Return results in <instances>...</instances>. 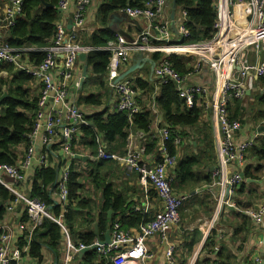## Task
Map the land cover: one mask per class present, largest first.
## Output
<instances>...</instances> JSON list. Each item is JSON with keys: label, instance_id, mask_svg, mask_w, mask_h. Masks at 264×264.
<instances>
[{"label": "built area", "instance_id": "1", "mask_svg": "<svg viewBox=\"0 0 264 264\" xmlns=\"http://www.w3.org/2000/svg\"><path fill=\"white\" fill-rule=\"evenodd\" d=\"M91 2L92 0H59L57 8L60 12L69 10L71 6L75 7L72 29L69 30L67 23L60 17L56 23L53 40L47 46L39 48L44 52L42 61L37 65H27L23 63V56L35 49L16 48L6 39L9 29L16 24L18 15L23 11L25 0H0V65L4 62L14 63L28 75L43 82L36 120L31 131L26 134L27 146L23 156L15 164L0 162V184L13 195L12 201L7 205L6 214L9 216L19 204L25 206L30 220L22 223L19 229L20 232L28 233V241L32 239L34 231L44 219L57 223L65 235L64 264H71L75 254L91 245H96L97 254L106 262L113 264L144 262L149 258L147 240L156 234L166 243L164 249L166 264H197L196 260L190 263L179 261L175 246L169 240L168 234L178 225L180 209L188 199L186 194H176L173 188L174 178L170 174V168L175 164L176 157L170 154L168 148V143L172 139L169 126L159 130L157 146L159 161L156 163L149 164L144 158V147L133 148L129 139L127 154L118 155L121 162H124L133 173L138 174L144 186L151 185L157 191L158 199L162 203V209L157 211L152 219L142 221L137 232L124 229L116 222L109 243H102L96 239L91 245L79 243L77 246L61 215L56 216L46 201L32 197L27 189H23L27 172L36 171L40 167L53 168L62 159L65 161L59 170L54 195L59 203L68 202L73 162L75 158L85 155L77 148L81 135L79 128L90 124L86 114L70 100L68 82L74 77L79 54L95 49L93 46H84L78 37L79 32L85 27V12ZM169 2L170 0H145L142 5H127L122 8V12L128 17L145 20L147 26L143 33L134 39L128 40L116 34L115 40L102 47L111 51L108 81L117 96L115 107L118 111L127 112L129 116L141 112L137 99L138 91L132 81L126 78L116 84H113V81L121 75L122 66L134 53L148 55L150 52H160L155 75L161 84L174 82L179 96L188 108L195 106L197 99H202L206 107H211L215 111L220 124L223 137L218 146L217 173L222 178L216 183L223 189L218 199L220 201L218 214L223 208H233L251 218L255 224L264 225V205L242 207L233 202L231 196L234 187L243 180V177L237 171L228 175L230 163L243 160L245 153L255 145V137L239 141L235 139V133L241 129V122L230 117L228 105L234 99L244 98L247 90L254 89L255 77L264 76V60L259 64H252L249 57L250 51L256 46L262 45L264 51V0H218V20L215 23L216 32L213 38L183 44L171 41L172 31L169 24L159 21ZM235 6L240 7V17L244 19L245 24L236 18L234 10H228V7ZM182 15L177 32L183 37H189L185 25L187 13L183 12ZM175 53L198 56L197 68L189 73L199 70L201 62L208 63L209 68L215 73L214 89L204 84L188 83L186 75L189 73L181 74L171 61ZM212 92L213 99L209 101L207 98ZM141 137L145 139L143 133ZM174 140L177 144L181 141L179 136ZM96 158L110 160L116 158V154L104 146H99ZM150 208L148 199L144 213ZM0 228L3 230L0 235V264H26L23 254L29 255V245L26 244L23 248L14 246L12 228L7 225H0Z\"/></svg>", "mask_w": 264, "mask_h": 264}, {"label": "crops", "instance_id": "2", "mask_svg": "<svg viewBox=\"0 0 264 264\" xmlns=\"http://www.w3.org/2000/svg\"><path fill=\"white\" fill-rule=\"evenodd\" d=\"M133 1H139L138 3H141L142 0ZM106 2H108V0H92L91 4L87 6L85 12L86 24L78 34L79 41L84 46H90L87 41H89L93 33L105 27L110 28V16L105 26L101 13L102 6ZM172 2L173 0H170L164 14L159 17V21H162L167 25L169 24L172 31L171 41L178 42L180 38L179 36H183L177 32L178 24L183 15L181 12H177L175 10V17L173 19L171 18ZM44 6L47 7L46 4H44ZM230 9L234 10L236 12V18L241 19L242 24H245L244 19L240 17V7H228V10ZM74 10L75 7L71 6L67 11H59L61 13V20H64L67 23L69 30L72 29V27L69 28V25L71 22L73 23ZM115 12L123 14L122 8ZM23 17H25L24 7L22 13L18 15L16 19V24L9 29L8 37H6L8 42L11 37L12 29L17 25L18 20ZM59 20L60 19H58V21ZM173 22L175 23V29L177 31H174V28L172 27ZM146 26L147 22L145 20H135L130 17H128L127 20H121L117 25H115V27H119L133 39L140 36L146 29ZM28 38L29 35L24 38L15 36L14 39L22 41L23 43L14 47H33L35 49L34 52L41 51L39 48H42V46L30 44L26 45L25 42L28 41ZM53 38L54 36L49 39V42H51ZM98 49L102 48L95 47L92 51ZM32 52L33 51L29 53ZM90 52L91 51L81 53H87L88 58V54ZM29 53L23 56V63L27 65H37V61L33 60L29 56ZM156 53L160 52H150L145 56L146 58L153 59L157 63L161 55L156 60L153 58ZM139 54L140 53H134L131 56L129 61L122 66L121 74L125 73L135 63V60L140 57ZM175 55H178L184 60H190L191 67L193 69L197 68V55L188 53H175ZM249 57L252 64H259V62L263 61V46L254 47L250 51ZM2 65L4 67L11 65L13 71L1 68ZM81 66L82 61L78 56L74 77L68 82L69 98L76 106L83 110L86 115H91L96 112L102 113L107 110V112L104 113V118L106 119L108 115L114 111L113 107L117 101V96L112 85L107 84L108 74L102 76L96 75L93 73V67L88 64V78H85L82 82L83 71ZM22 72L24 71L19 69L14 63L4 62L0 65V91L2 92L0 97L6 94L0 102V115L5 111L2 103L9 96L8 90L11 86L15 88L18 80V73ZM186 76L188 83L204 84L211 87V89H214L215 73L209 68V64L206 62H201L199 70L194 73H189ZM137 78L149 81L151 85L155 86V93H147L144 91L137 92L141 112H149L153 116V124L149 132L134 128L133 126L130 128L123 155H125L128 151L129 139L132 142L133 148L142 149L144 147L145 160L148 161L149 164H154L159 161V153L157 149L160 138L159 130L164 127L161 126L164 121L163 113L157 109L154 101V95L160 90L161 82L155 75V69L152 73V64L146 60H144L139 67L126 77L127 80L132 81L135 87ZM258 78L259 77H255L254 79L255 87L253 90H247L244 98L234 101L228 105L230 111L229 115L234 117L233 119H237L241 122V129L235 133V139L239 141L255 137V147L252 149L250 148L245 153L243 160H236L228 167V175L236 171L241 174L244 173L245 175V178L243 177V180L239 182L236 187H234L231 199L235 203H242V205L252 207L264 205V102L263 97L259 94L264 93V89H260V85H258L257 82ZM23 87L28 91L30 97L39 96L40 98L43 82L41 79L32 76V79L25 82ZM93 95L100 96L102 98L103 107L86 102V99ZM207 99L212 101L213 92ZM204 100L206 101V99ZM195 104L200 107L199 121L196 125L184 126L181 128V141L178 144L175 143L176 162L170 168V172L173 171L174 174L173 178H176L177 175L176 188L173 187L175 193L186 194L188 199L180 209V221L178 225H176L168 234L169 240L175 246L176 256L184 263H190L192 260H196L197 264H263L264 225L255 224L251 218L240 214L237 209L233 208H225L221 215H219L220 213L218 214L219 208H217V212L214 213L215 209L213 208V203L219 199L220 193L223 189L216 183L217 180L214 177L215 169L219 164L218 146L222 140L223 134L221 132L220 124L216 118L215 111L211 107H206L202 99H197ZM131 117L132 116H130V118ZM142 133L144 134L145 139L141 137ZM96 142L98 143V147L104 146L107 150L113 152L109 149L111 148V145L105 141L104 134H97ZM85 143L86 142L84 141L83 136L80 135V141L77 143V148L85 153V155L81 158L77 157L74 160L73 171L81 174L80 184L82 188L79 191L81 194L80 199H85V201L91 205L92 208L80 209L77 208L79 200L74 202V210L82 213H78L76 215L77 222L73 227V233H71L70 228L67 225L70 234H72V240L74 238L76 242L80 241L79 236L82 233L89 231L91 228V225L89 224L91 219H94L93 228L95 229V225L98 223V213L100 212L101 205L104 202L103 189L105 186L111 185L115 191L127 198L128 204L122 217H130L134 211H139L146 217L149 216V219H152L155 213L162 209V203L158 199V196H153L152 194L156 192V190L151 185L144 186L140 182L138 174L126 172L125 164L121 161L115 159H98L102 161H109L103 166H99V161L96 160V148H94V151L92 150V152L90 149L86 151ZM86 148H88V145ZM24 150V144H20L15 148L14 152L18 159L23 156ZM189 158H194L198 160L199 163L193 167L194 178L189 179L186 182L187 189L179 191L177 189V185H180V179L177 174V169L180 163ZM64 161L65 160L61 159V165ZM55 167L58 168L57 165L53 168ZM246 171H249L253 177H247L245 174ZM35 172L36 171L33 170L26 173V180L23 184V189H27L29 193L32 190ZM209 180L213 181L212 185L208 184ZM149 190H154V192H149ZM208 190L210 193H208ZM54 191L55 186L51 189V194L56 205L61 206V219L65 221V214L67 213L66 207L69 203H59L56 200ZM148 199L150 201L151 208L148 212L144 213L145 205L148 203ZM24 210L25 209L22 205L15 206L13 212L10 213L9 216L6 214L5 218L0 222L1 224H8L12 228V243L14 246L18 244V236L20 233L19 226L22 223H25L24 217L26 216V210ZM217 214L218 216H216ZM112 215L116 217L115 222H120V213L115 214L113 211L111 216ZM201 215H203L205 219L198 224L196 222ZM110 225L112 226V224ZM121 226L124 229H129L133 232H137L140 228V225L138 228L127 227L124 226L122 222ZM107 229L105 231V236ZM95 232L98 234L99 229L97 231L95 230ZM147 245L150 253L149 258H147L144 262H137L136 264H166L164 259V249L166 248V243L163 242L162 238L156 234L147 240ZM65 249L66 245L64 237L61 244L58 264L65 263ZM44 254L47 260H55L54 255L48 249L45 250ZM46 254L50 255V259L46 256ZM84 254H75L71 264H80ZM98 258L101 259L100 256H98ZM26 262L27 264H37V261L29 256L26 257Z\"/></svg>", "mask_w": 264, "mask_h": 264}, {"label": "trees", "instance_id": "3", "mask_svg": "<svg viewBox=\"0 0 264 264\" xmlns=\"http://www.w3.org/2000/svg\"><path fill=\"white\" fill-rule=\"evenodd\" d=\"M43 1L47 4L54 5V7H45ZM144 1L145 0H142L141 3H138L139 1L135 2L133 0H108V2L102 6L101 11L104 25L106 26L109 16L113 12L119 11L127 5H142ZM58 2L59 0H25V17L20 18L17 25L12 29L9 40L10 44L16 46L23 43L22 41L14 39L15 36L24 38L29 35L28 41L25 42L26 45L42 46V48L47 46L50 43L49 39L56 33V22L61 17V13L57 8ZM176 2V11L187 13V22L185 25L190 34L189 37L179 36L180 38L178 42L183 44L200 42L213 38L216 32L215 23L218 20V0H176ZM115 39L116 33L112 31V29L105 27L93 33L87 43L90 46L102 48ZM160 55V53H156L153 58L157 60ZM29 56L39 64L44 57V52L33 51L32 53H29ZM110 58V50L98 49L91 51L88 54L87 61L88 64L93 67V73L102 76L108 74ZM171 61L181 74H187L193 69L190 60H184L178 55L173 54ZM1 68L13 71L11 65L5 67L2 65ZM31 79L32 76L25 72L18 73V80L15 88H13V86L10 87L8 90L9 96L2 103L5 111L0 115V162L15 164L18 160V157L14 152L15 148L20 144H24L25 147L27 146L26 134L33 127L39 102V96L30 97L28 91L23 87L24 83ZM257 82L258 85H260V89L263 90L264 76L259 77ZM160 86V90L154 95V101L157 109L163 113L164 121L161 126H169L171 128L172 139L168 143V148L170 154L174 156L176 153L174 139L177 136L182 137V127L197 124L200 118V107L195 104L192 108H188L184 100L179 96L174 82L171 81L167 84H160ZM135 89L139 92L144 91L147 93H155V86L151 85L149 81H145L141 78H137ZM1 94L2 92L0 91V95ZM259 94L263 97L264 102V93ZM234 101L237 100L234 99L229 105ZM86 102L103 107V101L100 96H90L86 99ZM113 110L114 111L109 114L106 119L104 118V113H106L107 110L102 113L96 112L91 115H86L90 125L82 126L80 130V132H82L81 136H83V139L86 142V151L90 149L92 152V150L94 151V148H96L97 152V134H104L105 141L111 145V148L109 149L112 150L114 154L124 156L123 153L125 151L127 137L132 126L146 132L150 131L153 124V116L149 112H138L130 118L127 112L118 111L115 104ZM231 118L233 119L234 117ZM87 145L88 148H86ZM254 147L255 146L252 148ZM96 160L99 161V166H103L105 163L109 162L98 159ZM198 163L199 161L194 158H189L180 163L177 169V174L180 179V185H177L179 191L187 189L186 182L189 179L194 178L193 167ZM57 166L60 170L61 162H58ZM58 168H37L34 175L32 190L30 191L32 197H38L46 201L49 204L51 211L56 216H60L62 211L61 206L56 205L51 194V189L55 186L58 177ZM170 174L172 177L174 176L173 171L170 172ZM245 174L247 177H253L249 171H246ZM80 177L81 174L79 172L73 171L69 182L70 194L67 202V204H69L66 207L67 213L65 214V221L70 228L71 233H73V227L77 222L76 215L82 213L74 210V202L79 200L77 208H92L85 199H80L81 194L79 191L82 188ZM176 179L177 175L173 181L174 188H176ZM208 184L212 185L213 181L209 180ZM150 191L154 192V190H149V192ZM208 193H210L209 190ZM152 194L153 196H157V191ZM103 196L104 202L98 213V234H96L95 229L93 228L94 219H91L89 221L91 228L89 231H86L79 236L80 241L76 242L73 238L75 244L79 245V243H85L91 245L96 239H104L106 229L111 228L110 224L113 225L116 221V217L113 215L110 217L108 216L110 210H113L115 214L120 213L122 219H120V222L127 227L138 228L142 221L149 219V216L146 217L139 211H134L130 217H122L128 204L127 198L115 191L111 185L104 187ZM12 199L13 195L10 191L0 184V222L5 218L7 204L12 201ZM237 205L247 207L242 205V203H237ZM239 213L242 214L241 212ZM25 214L24 222L29 220L26 211ZM2 232L3 230L0 228V235ZM27 236L28 234L26 232H21L18 245L21 248L26 244L29 245V257L35 259L37 264H47L44 252L48 249L55 258L54 261L49 260V263L58 264L61 244L65 235L57 223L45 219L42 225L35 230L30 241H28ZM98 256L96 250H91L84 254L80 264H113L112 262H106L105 260L99 259Z\"/></svg>", "mask_w": 264, "mask_h": 264}, {"label": "water", "instance_id": "4", "mask_svg": "<svg viewBox=\"0 0 264 264\" xmlns=\"http://www.w3.org/2000/svg\"><path fill=\"white\" fill-rule=\"evenodd\" d=\"M43 3L46 4L47 6L54 7V5L47 4V3H45V1H43ZM176 4H177L176 0H173V2H172V15H171V18L172 19L175 17ZM127 18H128V16L126 14H124V13L123 14H120L119 12H114V13H112L110 15V21H111V23L109 24V27L115 33L124 36L128 40H131V37L125 31L121 30L119 27H115V25H117L121 20H127ZM72 25H73V23L71 22L70 25H69V28H71ZM172 27L174 28V31H177L175 29V23L174 22L172 24ZM139 55H140V57L135 60V63L125 73L121 74L117 79H115L113 81V84H116L117 82L125 79L130 73H132L137 67H139L140 64L142 62H144V60H146L147 62H150L152 64V73H153V70L155 69V66H156V62L153 59H151V58H146V56L143 55V54H141V53ZM79 58L82 61L81 68H82V71H83V78H82V82H83L85 78H88V72H87L88 71V63L86 61L87 53H80ZM5 95L4 96L2 95L0 97V102L5 97ZM241 175H242V177L245 178L244 173H242ZM248 180H252V179H248ZM108 213H109V216H111V214L113 213V211L110 210ZM95 230L96 231L98 230V223H96V225H95ZM110 240H111V233H110V228H108L107 229V232H106L105 239L102 240L101 242L107 244V243L110 242ZM95 247H96V245H91L89 247H86L85 249H82L79 254L82 255L85 252H88L90 250L95 249Z\"/></svg>", "mask_w": 264, "mask_h": 264}, {"label": "bare ground", "instance_id": "5", "mask_svg": "<svg viewBox=\"0 0 264 264\" xmlns=\"http://www.w3.org/2000/svg\"><path fill=\"white\" fill-rule=\"evenodd\" d=\"M35 120H36V114H35V119H34V122H35ZM88 120V119H87ZM90 123V122H89ZM34 124V123H33ZM90 125V124H89ZM88 125V126H89ZM82 127V126H81ZM81 127L79 128V132H80V130H81ZM32 129V128H31ZM31 131V130H30ZM80 134H82V132H80ZM59 146V145H58ZM128 152V151H127ZM127 154V153H126ZM125 154V155H126ZM124 155V156H125ZM76 159V158H75ZM112 159H115V160H118V161H121V159H119L118 158V155L116 154V158H112ZM244 159V158H243ZM219 160V159H218ZM234 162V161H233ZM124 163V162H123ZM232 163V162H231ZM230 163V164H231ZM125 164V163H124ZM45 168H47V167H45ZM125 170H126V172H130V173H133V171L129 168V167H127L126 165H125ZM219 170V164H218V167L215 169V173H214V177H215V179L218 181V182H220L221 181V176L217 173V171ZM19 205H22V204H19ZM18 205V206H19ZM23 207H24V209L26 210V208H25V206L24 205H22ZM26 213H27V210H26ZM27 216H28V218H29V220H30V217H29V215L27 214ZM29 220L28 221H26L25 223H27V222H29ZM45 220V219H44ZM116 223V222H115ZM120 224H121V222H119ZM1 225H7V226H9L8 224H1ZM42 225V224H41ZM40 225V226H41ZM114 225V224H113ZM113 225L111 226V229H110V233H111V235H112V230H113ZM127 230H129V229H127ZM24 232V231H23ZM35 232V231H34ZM21 233V232H20ZM20 233H19V235H20ZM27 233V232H26ZM28 234V233H27ZM33 235H34V233H33ZM33 237V236H32ZM27 239H28V236H27ZM18 240H19V236H18ZM99 242H101L102 240H100V239H97ZM111 241V240H110ZM77 245V244H76ZM16 246H18L19 247V245L17 244ZM78 246V245H77ZM88 247V246H87ZM21 248V247H20ZM85 249V248H84ZM66 251V250H65ZM81 251V250H80ZM80 253V252H79ZM176 253V252H175ZM28 255H26V254H23V257H24V259H25V263L27 264V262H26V257H27ZM149 256H150V253H149ZM177 257V256H176ZM178 258V257H177ZM179 260V259H178ZM179 261H181V260H179ZM182 262V261H181ZM184 263V262H183ZM131 264H134V263H131Z\"/></svg>", "mask_w": 264, "mask_h": 264}, {"label": "rangeland", "instance_id": "6", "mask_svg": "<svg viewBox=\"0 0 264 264\" xmlns=\"http://www.w3.org/2000/svg\"><path fill=\"white\" fill-rule=\"evenodd\" d=\"M107 84H110L109 81H108V79H107ZM107 87H108V86H107ZM0 111H1V110H0ZM219 203H220L219 200L214 201V203H213V208L215 209V210H214V213L217 212V208H218V206H219ZM224 210H225V208L222 209V211L220 212L219 215H221V213H222ZM204 219H205V217H204L203 215H201V217L197 220L196 223L199 224V223H201V221H203ZM0 225H1V223H0ZM170 232H171V230H170ZM46 256L50 259V255L46 254ZM49 262H50V261L47 260V264H50Z\"/></svg>", "mask_w": 264, "mask_h": 264}]
</instances>
